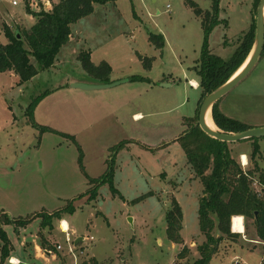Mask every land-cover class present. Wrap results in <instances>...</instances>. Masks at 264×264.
Returning <instances> with one entry per match:
<instances>
[{
  "label": "rangeland",
  "instance_id": "374dc122",
  "mask_svg": "<svg viewBox=\"0 0 264 264\" xmlns=\"http://www.w3.org/2000/svg\"><path fill=\"white\" fill-rule=\"evenodd\" d=\"M187 1L118 0L107 5H97L95 14L75 25L74 40L64 46L59 53L63 55L62 65L56 64L50 70L42 71L32 82L26 83L23 89L24 94L15 87V90H11V94L6 97V99H12L11 104L23 128L19 132L16 131L12 139L13 148L21 149L22 142L25 140L28 143L31 142L35 134L38 138L37 142L40 143L41 131L31 125L28 110L30 105L39 98L41 102L48 96V92L53 95L50 100H54V95L60 93L62 87L68 84L72 87L70 83L72 80H79L88 75L79 59L75 57L82 52L103 56L108 62H112L118 78L151 77L156 82L166 77V80L175 81L177 84L172 89L156 88L151 93L156 98H162L163 94L172 96L173 111L165 116H155L151 124H147L149 119L143 121L141 139L132 143L126 139L121 141L119 145L122 147L117 148L119 146L117 145L112 148L111 156L107 157L103 176L105 177L110 169L111 160H114V172L118 173L114 186L124 200L114 197L107 183L98 187V196L95 200H89L90 195L87 193L93 187L90 183L89 190L85 195H81L82 198L79 196L71 200H58L54 204V208L63 210L71 201H74L75 212L64 216L77 228L80 237L88 239L83 247L81 244L76 246L75 239H71L75 246L74 254L69 252L71 244L67 242L66 234L61 231V228H57L55 234L50 232L48 227L43 226L46 221L43 214L23 219L28 223L26 226L28 227L39 218L37 223L29 226L27 232L22 235L14 231L15 228L23 229L21 225H14L15 228L6 225L5 216L0 214V231L2 229L6 233L10 252L14 249L11 256L20 258L19 264H63L61 259L48 257L47 252L43 258L37 256V242L42 245L46 241L49 242L47 248L51 252L61 253L65 259H68L66 264H93L92 261L95 259L99 264H174L181 247L170 242L166 232V213L173 198L177 200L184 214L186 229L183 232V238L186 243L190 244L193 240L202 238L199 202L203 185L188 164L186 154L178 142L181 137L190 132L192 127L196 126V121L190 122V126L187 121L196 119L202 99V90L200 88L199 91L192 90L183 78L184 73L196 78V69L200 66L199 60L204 42L202 21L187 5ZM191 1L203 11H209L212 8V0ZM17 2L19 5L15 7L11 6L8 0H0V8L2 11L26 9V1L17 0ZM32 2L33 0H29L28 4L31 10L38 9L40 12L44 9V5L39 0H35L39 4L38 8H35ZM255 2L256 0H222L220 17L225 23L218 25L210 36L209 48L213 54L224 61H229L239 47L242 37L251 31L253 26L256 33L257 9L260 1L258 4ZM150 34L162 35L165 38L166 45L162 51L156 50L150 43ZM136 55H147L148 58H151V55H164V57H158L157 62L152 65V72L148 73L147 71H151L152 67L146 71ZM130 85L124 83L122 86H117L121 94V102L127 101L130 96H136L143 90V85L133 88ZM75 101L92 102L89 96H81ZM226 107L229 108L231 116L238 118V120L235 119L236 121L248 128L264 127V56L249 77L221 100L219 109L224 111ZM222 110L220 111L223 112ZM79 115L81 112H78V119ZM27 125L30 128H27ZM117 127L115 134L123 131L122 126ZM146 127L152 131L149 135L144 132ZM83 128L79 126L75 129ZM81 136L84 139L87 134L84 133ZM263 141L264 139L259 140V142ZM72 142L78 150L79 157V149H81L83 166L86 162H89V166L92 165V160L98 167L104 163V157H98L95 152L90 156L89 151L85 156L82 148L78 147L74 141ZM133 143H136V147L130 148V144ZM248 144L249 142L230 144L233 156L237 157L240 149L246 150ZM0 146L2 147L1 137ZM64 153L62 152V155H65ZM252 153L253 145L251 157ZM257 158L259 157L251 158L253 168L259 163ZM35 162H38V159L35 158ZM262 164H264V158ZM256 188L260 191L258 185ZM58 189L56 188V191H61L63 194L64 189ZM147 195L150 196L135 203L136 200ZM85 197L87 199H83ZM54 223H56L55 220L52 221V225L56 228ZM243 233H245L244 236L232 233L236 235L235 241L232 242L245 243L246 238L252 240L256 237L253 220H245V226L242 223L241 234ZM213 235L217 238L221 233L216 230ZM24 239L27 240L24 242L26 250L20 245V240L24 241ZM205 243L206 238L203 243H200L201 245H198L202 246ZM4 245L5 240L0 237V264H9L2 259ZM221 245L226 247L225 251H229L224 242ZM59 246L62 247L60 251ZM222 247L220 246V249ZM255 255H251L250 259L255 261L258 254ZM198 256L200 257L199 253ZM180 261L177 259L175 264H193L195 258H191L190 254L188 259Z\"/></svg>",
  "mask_w": 264,
  "mask_h": 264
},
{
  "label": "crops",
  "instance_id": "0c3cea01",
  "mask_svg": "<svg viewBox=\"0 0 264 264\" xmlns=\"http://www.w3.org/2000/svg\"><path fill=\"white\" fill-rule=\"evenodd\" d=\"M8 1L11 6H14L12 2L17 0ZM39 1L44 5V10L47 12L52 10V5L55 2V0ZM33 2L35 3V0ZM36 4L37 7L34 4L32 5L35 8H38V2H36ZM32 11L35 13L39 12L38 9H36V11ZM96 11L97 5L95 6V12L93 14H95ZM134 12L136 15L135 9ZM36 21L37 19L33 15L29 14L25 8L21 11H17L15 9L11 11H2L0 8V43L3 45L9 44V40L6 38L4 33L5 26H8L12 32L17 33L19 31L30 30L36 24ZM75 25L72 26V36L69 43L74 40L73 33ZM78 56L79 55H75L76 59H78ZM136 56L139 57V59L140 57L148 58L147 55ZM62 57L63 55H58L53 67H55L56 64L62 65ZM158 57L163 58L164 55H151V58L153 59L152 65L157 62ZM91 60L97 66L102 62H107L111 66V83L127 79L118 78V76L115 75V65L112 62H108L105 57L91 55ZM33 63L36 65L35 62ZM152 70L153 66L151 71H146L150 73ZM40 73L34 79H36ZM87 76L88 75L85 77ZM85 77L79 80L74 79L70 83L72 85L104 84L92 77ZM144 78L149 80V82L146 81L136 84L130 80L131 78L127 79L129 80L127 83L131 84L130 86H132V88L137 85H143V90L137 93L136 96H130L127 101L122 102L120 97L121 94L119 93V88L117 86L105 89L104 91H84L70 87L68 84L62 87V91L60 93L54 95V100H50L53 95H50L51 92H48V96L39 102V104L35 107L33 120L36 126L48 128L51 131L40 134V143L37 142L38 138L35 134V137L33 136L34 138L31 142L28 143L27 140L22 142L24 149L23 147L21 149H16L13 148L14 142H12V139H14L13 137L16 131L19 132L23 128H21L19 118L11 104L12 99L9 100L6 99V97L9 96L8 94H11L13 90H15V87L19 89L21 94H24L25 92L23 89L25 88L26 83L20 84L19 76L13 71L0 74V137L2 139V147L0 146V153L2 152V155H0V214L7 215L11 220L27 219L29 217H35L37 214L51 215L52 213L59 211L57 210L58 208H54V204L57 203L58 200H71L76 199L81 195H85V193L89 190V185H91L90 180H99L104 177L103 173H105L106 170L107 157L111 156L110 152L112 148L119 145V143L125 139L131 143L139 141L142 137L143 127L141 124L143 121L149 119L147 124H151L152 119H154L155 116H165L173 111L174 101L172 96L163 94L162 98H156L153 97L151 93H153L156 88H161L162 90L172 89L175 85H177L175 81L166 80V77L164 79L157 80L156 82H154L151 77ZM183 78L192 90H200L199 79L197 76L196 78H192L189 74L184 73ZM194 83L197 85L195 86ZM159 85L161 86L159 87ZM184 92L187 91L184 90ZM81 96H89L92 102H76L75 99H78ZM225 109L226 110L223 111L220 108L226 117L238 120L236 116H231V112H229L230 110L228 107ZM159 110H161V112H158ZM78 112H81L79 119ZM31 125L33 128H36L33 124ZM79 126L84 128L76 130L75 128ZM117 126H122L123 131L115 134L118 129ZM258 127L260 126H253L250 129ZM27 128H30V126L27 125ZM36 129L39 130L38 128ZM144 132L146 135L152 133L149 127H146ZM84 133H86L87 136L83 139L81 138V134ZM70 138H73L76 142L75 144L82 148L83 152H85V156H87L86 152L88 153V151L90 156H92V153L95 152L98 157H104V163L98 167V165L94 164V160H92V165L90 166L89 162H86L84 166L85 172H83L79 166L78 150ZM245 142H249L247 145L248 148L246 150L240 149L238 156L235 158L241 162V165L245 170H252L254 166L250 154L253 142ZM259 146L262 155L260 154L257 156L259 158L256 160L259 162V168L264 171V164H262V160L264 158V141L259 142ZM132 147L135 148L136 143L130 144V148ZM62 152H65V155H62ZM244 156H247L246 165L243 161ZM35 158L38 159V162H35ZM118 170L120 172V167ZM117 175L118 173H115L114 183L116 182ZM56 188H59L58 190L64 189L63 194L61 191L57 192ZM202 196H200V198ZM83 199H87V197ZM38 220L39 218L34 220L31 224H29V226L37 223ZM55 222L56 223H54V225L56 228L53 226V229L49 230L50 232L56 234L57 228H61V231L66 234V238L69 236L70 239L73 238L75 241L82 238L79 236L77 228L68 221L66 216H64L60 221L55 220ZM64 222L68 225L67 229L61 227ZM9 226L14 227V225ZM28 227L23 229H16L14 227V231L22 235L27 232ZM185 229L186 227L183 219V230L181 232L182 238ZM232 233L239 234L235 233L233 230ZM245 233L239 235L244 236ZM219 236L220 235L217 237ZM202 238L199 237L198 240H193L190 244H187L183 238L184 245L180 246V252L184 247H186L188 249L189 256L191 254V258H195V261L198 260L200 257L198 256L199 251L197 247L201 245L200 243L204 242L205 236L203 234ZM235 238L236 235L235 237H231L224 241L225 246L227 245L229 251H225L226 249L224 250V248L226 247H222L221 245L222 249H220L219 253L213 258L211 264H235L238 261L241 264H262L264 258V246L259 240L257 232L254 239L248 240L246 238L245 243L241 242L240 244H237L238 241L233 243ZM26 239H24V241L20 240V245L25 250L26 247L24 242L28 240ZM86 241L88 240L83 238V241L79 244L83 247V244ZM43 243L48 247V241ZM159 243H161V241H159ZM13 251L14 249L11 250L10 257L6 261H8L9 264H19L21 262L20 258L11 256ZM46 252L48 257L53 256V258L61 259L63 264H66V261L68 260L65 259L63 257L64 255L61 253L55 254L54 252L47 251L45 249L43 250L42 245L37 242V256L43 258ZM180 252L178 253L174 264L177 262V259L180 260L178 257ZM255 254H258L257 259L255 261L251 260V255ZM189 256L186 259H188ZM91 258L95 259L94 257ZM14 261L17 263H14ZM95 261L98 263L96 259Z\"/></svg>",
  "mask_w": 264,
  "mask_h": 264
},
{
  "label": "trees",
  "instance_id": "16d2710c",
  "mask_svg": "<svg viewBox=\"0 0 264 264\" xmlns=\"http://www.w3.org/2000/svg\"><path fill=\"white\" fill-rule=\"evenodd\" d=\"M24 1H26L27 12L37 19L36 24L28 31L17 33L12 32L8 26H5L4 33L9 40V44L3 45L0 43V74L13 71L19 76L20 84L30 82L40 72L50 70L55 65L61 49L71 40L72 26L91 16L95 12L96 5H107L118 0H55L51 11L47 12L43 9L38 13L30 9L29 0ZM259 1L256 0L255 4H258ZM221 2L222 0H212L211 10L203 11L195 2L187 1V5L193 10L194 14L201 19L204 30L200 66L196 69L199 87L202 90L199 111L203 100L225 84L242 67L254 44L255 27L253 26L252 30L242 37L239 47L229 61H224L212 53L209 48L210 36L218 25L225 23L220 17ZM18 35H20V39H18ZM149 41L156 50L162 51L165 48L166 42L162 35L150 34ZM263 56L264 53L262 58ZM78 59L90 77L104 84H111L112 68L107 62H102L98 66L95 65L91 60L90 52H82ZM33 60L36 65H34ZM140 60L146 70L151 69L152 58L140 57ZM130 80L132 82H149V80L140 76H133ZM40 100V98L37 99L30 105L28 110L31 124L38 128L41 133H44L51 130L36 126L33 120L34 109ZM219 103L214 107L212 115L217 128L221 132L236 134L250 129L246 125L226 117L220 111ZM193 121L197 122L196 126L192 127L190 132H187L178 140L186 154L188 164L203 185V196L199 202V220L206 243L198 248L200 258L193 264H211L213 258L219 253L221 244L226 239L235 237L231 230L232 219L234 221V232L239 234H241V231L235 226V223L238 222L241 225L243 217L247 221L253 220L257 236L261 242H264V171L257 164V167L252 170H245L240 161L233 156L230 144L209 137L198 127L199 113L196 119L188 120L187 124L190 126V122ZM70 139L75 142L73 138ZM248 141L253 142L251 158L254 159L261 151L259 140ZM121 147L122 145H119L117 148ZM79 150V164L82 171L85 172L82 162L83 154L81 149ZM111 162L110 169L105 177L99 180H90L93 187L87 193L90 195L89 200H95L98 196V187L106 183L109 184L114 197L124 200L114 186V160H111ZM257 175L258 178H256ZM257 185L260 187V191L256 188ZM149 196L141 197L135 203H139ZM73 202L71 201L63 210L56 211L51 215L43 214L46 219L43 226L52 230L53 220L60 221L65 214H73L75 212ZM2 216H5L6 225H21L23 228L28 225L26 220H11L7 215ZM36 216H39V214ZM183 219L182 208L177 200L173 198L166 213V232L168 240L180 246L184 245L181 236ZM216 230L221 233L217 238L213 235ZM0 233V237L5 240L2 249V259L5 261L10 256L9 241L6 240V233L2 229ZM42 248L51 251L44 243ZM188 256V249L184 247L178 257L183 260ZM92 262L98 264L95 260ZM262 264H264V258Z\"/></svg>",
  "mask_w": 264,
  "mask_h": 264
},
{
  "label": "water",
  "instance_id": "95a60500",
  "mask_svg": "<svg viewBox=\"0 0 264 264\" xmlns=\"http://www.w3.org/2000/svg\"><path fill=\"white\" fill-rule=\"evenodd\" d=\"M18 35V39H20ZM264 53V0H260L258 9H257V24H256V33L254 38V44L252 50L244 62L242 67L221 87L216 89L214 92L209 94L203 101L200 111H199V121L198 127L209 137L228 144L240 143L248 140H260L264 139V127L248 129L246 131L236 133V134H227L218 131L212 130L207 125V117L209 112L214 109V107L228 94H230L235 88H237L243 81H245L249 75L256 68L257 64L262 58ZM129 80H122L114 82L111 84L103 85H84V84H74L72 85L75 89H80L84 91H95V90H105L110 89L116 86H120L124 83H127ZM213 119V115H212ZM214 121V120H213ZM83 241V238L78 239L75 245L78 246L79 243Z\"/></svg>",
  "mask_w": 264,
  "mask_h": 264
},
{
  "label": "bare ground",
  "instance_id": "6f19581e",
  "mask_svg": "<svg viewBox=\"0 0 264 264\" xmlns=\"http://www.w3.org/2000/svg\"><path fill=\"white\" fill-rule=\"evenodd\" d=\"M194 85L196 86L197 84L194 83ZM207 125L209 126L210 129L215 130V131H218V128H217L215 122H214L213 119H212V114H211V112H209L208 117H207ZM246 157H247V156H244V157H243V161H244L245 165H246V163H247V158H246ZM233 222H234V221H233ZM241 225H242V224H241ZM241 225H239L238 222L235 223V226H236L238 229H240V231H241ZM61 227L64 228V229H67L68 225H67V223L64 222V223L61 225ZM233 228H234V225H233ZM67 231H68V230H67ZM233 231H234V229H233ZM14 263H17V262L14 261Z\"/></svg>",
  "mask_w": 264,
  "mask_h": 264
},
{
  "label": "built area",
  "instance_id": "2783aa9c",
  "mask_svg": "<svg viewBox=\"0 0 264 264\" xmlns=\"http://www.w3.org/2000/svg\"><path fill=\"white\" fill-rule=\"evenodd\" d=\"M23 1H24V0H23ZM33 1H34V0H33ZM12 4H13L14 6H16V5H18V2H17V1H13ZM32 4L36 5V7H37L36 2H35V3L32 2ZM243 224H244V218H243ZM233 225H234V222H233V219H232V230H233ZM86 240H88V239H86ZM90 240H93V238H90ZM67 242H68L69 244H71V246L69 247V252H70L71 254H74V248H75V246H73V242H72V240L70 239L69 236L67 237ZM262 245L264 246V242H262ZM58 250H59V251L62 250V247L59 246V247H58ZM235 264H241V263L238 261V262H236Z\"/></svg>",
  "mask_w": 264,
  "mask_h": 264
}]
</instances>
